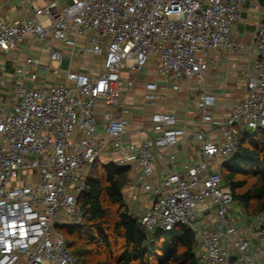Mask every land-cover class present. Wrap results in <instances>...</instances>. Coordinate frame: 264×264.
<instances>
[{"label":"built area","instance_id":"2783aa9c","mask_svg":"<svg viewBox=\"0 0 264 264\" xmlns=\"http://www.w3.org/2000/svg\"><path fill=\"white\" fill-rule=\"evenodd\" d=\"M247 2L72 0L62 5L48 0L35 7L23 0L27 6L16 20L0 15V54L8 57L25 44L32 52L43 43L57 66H43L31 55L14 59L19 75L11 82L14 93L0 102V264H79L62 229L82 224L79 200L93 166L110 154L111 144L119 155L115 164L129 168L133 180L152 195L151 208L139 217L145 230L192 229L204 244L205 264L264 261V217L252 227L259 242L255 250L238 228L231 190L224 187L220 172L208 170L213 159H225L238 149L242 133L264 131V18L259 17L249 47L234 39ZM246 49L255 60L245 96L221 126V142L208 137L204 128L198 130L199 164L186 163L177 170L171 151L183 142L186 129L163 109L151 117L149 130L156 136L130 139L131 122L113 109L123 112L131 91L141 85L145 100L155 105L157 92H179L182 83L202 80L214 52L233 56ZM79 52L102 59L100 75L68 69L65 83L29 86L38 81V69L57 74ZM100 103L105 107L103 134L98 132ZM216 104L215 95L203 93L195 117L212 122ZM165 157L175 169L159 180L156 166ZM204 205L216 207L217 229L202 233L196 222Z\"/></svg>","mask_w":264,"mask_h":264},{"label":"crops","instance_id":"0c3cea01","mask_svg":"<svg viewBox=\"0 0 264 264\" xmlns=\"http://www.w3.org/2000/svg\"><path fill=\"white\" fill-rule=\"evenodd\" d=\"M253 1H255L256 5L253 3ZM8 2L9 3L4 6L0 0V15L5 21L10 22L18 18L19 11L23 8L24 4L22 0L21 4H19L17 7H11V0ZM47 2L48 0L44 4L34 3V5L35 7H39L46 5ZM259 17H263V10L259 6L258 1L248 0L247 4L243 8L242 20L237 23L234 28V39L242 43L244 46L249 47ZM84 40L85 39H82L78 43L79 48L84 45ZM25 45L28 47L27 44ZM21 47L13 51H19L21 50ZM35 49H33L32 52L29 50V55L40 60L43 66H50L52 69H56V64L50 62L49 57L47 53L44 52L43 48L39 49L40 53H35ZM0 56L2 57L3 55L0 54ZM18 57L20 58V56ZM20 59H23V57ZM78 59L82 60V63L80 62L79 64ZM95 59L96 58L83 55L79 52L75 55L71 63H69V61L64 63V65L61 67V72L56 74L54 72L48 73L44 70V79H42L39 84H37V81L33 84L29 83V86L30 84H32V86H41L43 84L52 85L56 83H65V72L68 69L82 74H92L95 76L100 75L102 72V59L100 68L95 67ZM254 60L255 56L248 49L233 56H228L223 51H216L211 56L209 61V70L202 80L194 81L191 84L186 82L182 83V89L179 92H174L171 90L167 92H157V102L155 105H151L145 100L146 92L144 91L143 87L139 85L136 89L129 93L128 99H126L122 104L121 108H124V111L122 112L121 109H113V111L124 115L131 122L129 136L130 139L135 142H140L146 138L156 136L155 133L149 130L151 127V117L155 112L163 109L168 113L174 114L178 118L179 127L186 129V137L183 142L171 151L177 156V170L181 171L182 166L186 163L195 166L202 160L201 142L197 135L198 130L200 128H204L207 131L208 137L212 139H218L220 142L222 141L223 138L221 136L220 128L223 123L232 115L235 103L243 100L245 96V85L247 79L254 73ZM83 61H85V63ZM5 70L6 67H3L2 76L4 78ZM203 93L213 94L217 100L216 107L210 111L213 117L212 122L203 123L200 118L195 117V104ZM1 99L5 102V98L0 97V102ZM104 112L105 107L102 103H100L97 108V115L99 122L98 132L101 134L104 132ZM134 117L139 119V122L141 123L137 124V127H143L141 130H139V132H135L137 127L132 123ZM109 149L110 154L102 156L99 160V164H115V161L119 158V155L114 151L112 144L109 145ZM229 157L230 156L225 159H213L210 162V165L216 161L221 162V165L219 169H214L212 171L209 170L210 168H208L209 172L221 173V166ZM174 169V164L169 160L168 157H165L163 160L158 161L156 166V178L161 180L168 172L173 171ZM224 187L229 188L225 186V184ZM123 195L130 214H132L138 220L144 212L151 208L153 199L152 195L145 193L142 187L133 180L131 171L128 176L127 184L123 189ZM215 211L216 207L209 205H204L198 209L196 229L199 232L205 233L217 229ZM233 213L238 218V228L241 234L244 238L249 240L251 246L257 250L259 242L252 235V227L254 226L256 218L258 217H251L237 203H235L233 206ZM196 237L197 247L195 252L197 254L199 264H205L206 250L201 237L198 235H196ZM260 264H264L262 259H260Z\"/></svg>","mask_w":264,"mask_h":264},{"label":"trees","instance_id":"16d2710c","mask_svg":"<svg viewBox=\"0 0 264 264\" xmlns=\"http://www.w3.org/2000/svg\"><path fill=\"white\" fill-rule=\"evenodd\" d=\"M263 10L264 0H257ZM95 173V174H94ZM130 169L97 162L79 204L84 220L62 229L79 264H199L197 237L188 227L170 233L148 232L130 214L123 189ZM225 186L234 202L251 217H264V131L242 133L238 149L221 166Z\"/></svg>","mask_w":264,"mask_h":264},{"label":"rangeland","instance_id":"374dc122","mask_svg":"<svg viewBox=\"0 0 264 264\" xmlns=\"http://www.w3.org/2000/svg\"><path fill=\"white\" fill-rule=\"evenodd\" d=\"M21 1L22 0H11V2H10L11 4L10 5H11V7H15V6L17 7L19 4H21ZM31 1H33V6H35L34 3H36V4H44L47 0H31ZM71 1L72 0H60V3L62 5H65V4L70 3ZM1 2L4 3L5 0H1ZM253 3L255 4V1H253ZM25 6H27V5H24L23 7H25ZM35 48H36L35 49V53H37V52L40 53L39 52V49L40 48L41 49L43 48L44 52L46 53V51H45V45H43L41 43L40 44H37ZM29 53L30 52H29L28 47L26 45H23L21 47V50H19V51H12L11 54L8 57H4V56L1 57L0 56V84H1V86H0L1 87V89H0V91H1L0 92V95H3L4 96V98H5L4 100L5 101H7V100H9V99L12 98L13 93H14V87H13V85H11V82L13 80H15V78H18V76H19L17 74V72H16V69H17L18 66L16 65V63L13 60L14 59L21 60V59L18 58V56H20V58L25 57V56H30ZM36 57H38V56H36ZM78 61H79V64H80V62L82 63V60L78 59ZM83 62L85 63V61H83ZM94 64H95V67L100 68L101 58L100 57H97L94 60ZM3 67H6L5 74H4L5 78L2 76V68ZM44 73H45V71L42 70V69H38L37 70V78H38L37 84H39V82L42 79H44V77H45V74ZM2 78H4V79H2ZM2 80H4V86H6L5 88H2ZM143 80H144V76H143V74H141L139 76V81L142 82ZM30 86H32V84H30ZM132 123L136 127L138 126L137 124H141L139 122V119H137L136 117H134ZM220 165H221V162H219V161H216L215 163H211V165L209 167L210 168L209 170L212 171L214 169H219L220 168ZM128 210H129V208H128ZM104 257H105L104 255L103 256L97 255L96 258L95 257L93 258L92 263L99 262L100 264H103V261L105 259H102V258H104Z\"/></svg>","mask_w":264,"mask_h":264}]
</instances>
